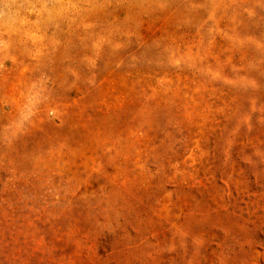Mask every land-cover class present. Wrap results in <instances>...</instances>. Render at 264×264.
Masks as SVG:
<instances>
[{
	"label": "rangeland",
	"instance_id": "374dc122",
	"mask_svg": "<svg viewBox=\"0 0 264 264\" xmlns=\"http://www.w3.org/2000/svg\"><path fill=\"white\" fill-rule=\"evenodd\" d=\"M0 264H264V0H0Z\"/></svg>",
	"mask_w": 264,
	"mask_h": 264
}]
</instances>
